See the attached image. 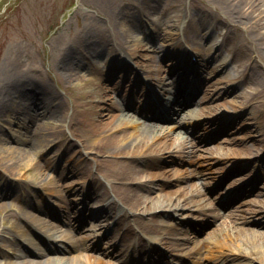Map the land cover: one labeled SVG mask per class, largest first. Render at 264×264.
<instances>
[{
	"label": "bare ground",
	"instance_id": "bare-ground-1",
	"mask_svg": "<svg viewBox=\"0 0 264 264\" xmlns=\"http://www.w3.org/2000/svg\"><path fill=\"white\" fill-rule=\"evenodd\" d=\"M109 1L112 2V0ZM230 2L231 17H233V15L236 16L234 14L235 11L241 15L242 22L248 30L247 38H250V40H247L252 43L255 55L254 53L250 54L248 48H243L242 52L244 54L246 53V61L241 64L243 70L235 73L228 72L217 78L214 89L223 83L224 80L227 82H239L245 78L247 80L254 79L260 86L258 96L264 97V29H260V27L257 26L259 24L261 28H264V0H230ZM153 7L154 6H152V8ZM114 10L108 4L103 8L102 11L107 16L109 25L107 26V32L100 35L97 39L98 45L94 47L93 50L88 46V50L82 48L75 52L73 46L68 44L63 51L60 67L62 75L65 76L64 78L68 81V84L75 87L74 96L68 104L65 102L62 95L54 90L52 92L50 87L46 84H42L37 88L33 86L30 92H27L22 85L21 77L23 73L28 74V71L18 66L13 68L11 74L6 76L5 82L0 88V92L4 93L1 95L3 97H0V104H2L0 105V118H3L8 111L7 108H3V98H7L10 101L9 106L12 108L11 111H15L16 114L14 120L18 119L19 123L23 122L28 132L26 137L22 138V143H26L29 148L21 147L20 149L22 152H26L28 149H36L39 146L49 143V139H47L42 130L45 126L50 128V125H53V123H51L52 121L49 122L50 120L41 122L39 119L48 116L55 120H66L72 136L67 135L65 130L59 127L60 125H53V130L50 129L53 131V137L61 143L63 142L66 148L74 149L78 152L79 154L77 153V155L83 157L85 161L84 164H87L91 168L95 165L96 169L99 171L98 173L102 174L104 177H110L111 183L109 185L104 179L99 177L96 171L93 175L105 195L114 193L121 199L122 203L129 207L130 212H128V215L132 219L137 220L144 229L156 231L158 234L160 233L157 239L161 240L170 248H173L176 244L173 238V235L175 236L173 229L177 227H172V231L163 232L159 230L161 224L159 218H156L153 213L149 216H143V213H151V211L155 210L154 208L161 207L170 208L176 212L182 210L183 207L190 202L193 203L196 201L193 197L196 191V183L194 181L188 182L185 185H181L180 190L169 189L162 195L151 194L155 189V184L152 182L140 184L139 182L141 173L145 171L140 163L147 164V161H152V159H156L157 156L166 155L167 157L164 156L158 161V164L164 165L166 160L171 161L169 159L170 156L165 153H171L173 150L175 152L177 147V149L180 150V157L183 156V160L185 157H188L187 159L193 163L196 162L200 156L205 155L196 154V151L198 152L201 148L192 146L193 144L189 145L188 137L180 139L178 133L172 132L177 127L176 125H162L160 127L159 124L157 125L154 122L139 123L135 115L131 116V114L126 112V105H128L127 99L124 98L120 101L116 100L111 92L112 88L103 86L102 82L98 83V79L101 80V78L104 77V68L97 65L94 62V58L104 55L106 57L104 60H109L108 72L121 71L125 74L130 72L128 71L130 68L133 69L131 64H137L162 87H165L167 83V76H165L163 72V70L166 71L167 68H162V64L167 63H164L165 58H163V56L168 49H174L182 45L180 40L187 41V43L190 42L201 60H210L209 55L213 53L211 59L216 61H213L214 66L217 68L222 67L223 72L227 69V65H225L227 59L225 58L222 60V58H219V51L217 48L214 49L216 42L214 46L210 47L205 45L203 41L201 42L196 39V36L191 35V32L194 30L201 34L202 29L199 28L200 23L206 25L205 18L203 15H200V13L196 14L197 20L190 13V24L186 32L183 31V36L175 31L176 28L174 26L164 31L162 26H159V22H154V26H146L149 35L154 38H149L152 42L134 41V43H130L129 37L132 36L133 31L138 29L139 25L136 26L134 23H129L130 28L122 26L123 30H118L114 36V34H112V29L114 28L117 31L116 27L122 25V20H119V15H124L123 10H118L117 12ZM144 11V9L143 11L141 9L137 10L134 6L130 20L133 22L134 19L136 22H138V20L142 22L147 21V19L144 18V16H146V12ZM147 11L151 13V8H147ZM253 13H257L254 24L246 19L250 18V15H253ZM180 18L181 15L178 14L176 20ZM143 24L145 27V22ZM235 24H240L239 19ZM119 31L121 33H119ZM226 38L227 36L224 35V39ZM162 40H166V42L160 45V41ZM93 43L94 42H92V44ZM170 44H173L174 47L170 48L168 46ZM147 46L152 47L153 54L142 52L144 47ZM213 50H215V52H213ZM173 51L171 54H173ZM120 59L124 61L123 64L119 67L114 66V64H119ZM86 65L90 67H83ZM204 65L208 67L207 63ZM84 68H90L96 71L98 79H94L86 87H80L78 80ZM125 69L127 70L126 72L123 71ZM20 86H22V89L19 88ZM13 89L18 90V94L20 92L22 96L19 97L17 95V98H14L16 96H12ZM224 93L226 94L228 91ZM204 96V99H211V102L215 100V96L212 97L210 94L208 95V91ZM239 98L240 102H236V98H232L231 100L228 99V102H230L229 105L233 107H236L239 103L249 105L251 108V117H254L256 122H258L259 131L264 130V112L259 113L257 105L253 103L252 96L247 93H241ZM17 103H22V105H20L21 111H17L19 110L15 107ZM214 106L215 105H212L210 108L213 107L214 110L217 109V107ZM176 107L177 112L175 114H180L184 109L181 104L179 107ZM173 110L174 109H171V111ZM189 110L190 109H187L188 112ZM129 116H131L132 119L129 118ZM237 121V126L241 127L245 122L243 118ZM35 123L39 125H35ZM33 124L34 126H38L39 129L35 130L34 128L33 130ZM1 130L0 128V132ZM250 135L253 134L251 130L248 129L244 137L245 140L237 141V147H235L234 150L231 149L230 146H224V148L219 146L218 149L214 147L212 149L210 148V153L208 152L210 156L208 155L205 157L212 158L211 156L214 152H220L222 153L220 154L222 158H227L232 155H243L245 151H253L260 145L255 139L251 141L248 140L253 139L247 138V136ZM77 143L78 145L80 143L82 147H79ZM197 143L202 144L200 141ZM83 147L94 150V157L90 159L89 156L85 155ZM7 152V149L0 148V160H7ZM218 160L219 159H215L214 161ZM209 161L214 162L213 159L208 160V164L204 165V163L198 161L197 165H194V167H186V172L181 178L187 181L189 177H201V175L208 174L207 170L212 163ZM15 165L16 163L12 161L9 167L13 168ZM37 166H40V164ZM44 166L40 169L41 172L43 170L45 172V168L48 165ZM32 168H35V166H32ZM147 173V178H151L152 180L159 178L161 175L169 179L174 176L170 170H163L160 172L147 170ZM65 175H67V173L64 170L59 172L57 176L52 177L53 183H60L61 178ZM36 176L38 180L32 179V184L43 180V178L37 174ZM79 176L80 172H76V177ZM80 180L82 181V179H76V183L80 182ZM156 181L157 180H155L154 183ZM25 182L29 184L28 180H25ZM11 185L12 181L0 179V193L3 192L1 191L3 188L11 187ZM53 185V189L51 190L55 191V189H57V184ZM71 185L72 184L68 186ZM57 191H59V189ZM189 193L190 195H188ZM187 195L190 196L188 200L186 197ZM256 195L257 196L252 199V204L256 207L253 206L250 208V206H247V211L254 212L264 208V190H258ZM6 197L7 196L0 195V235L6 232L5 225L8 224L11 240L8 243L2 244L0 247V257L3 256V258L6 259L0 262V264H116L107 258L109 254L107 251L102 255L92 253L82 258V250L86 247L89 248V245L86 244L87 236L82 233L74 235L68 232H61L57 224L52 222L53 219L48 217L51 214L48 206L37 203L33 201V198H30L24 202L19 201L17 204V211H13L11 204L5 199ZM87 197L93 198V195L91 196L87 193ZM60 198L62 200V207H68L67 200L63 197ZM185 199L187 203L183 201ZM94 200H96V204H99V197L94 198ZM110 203L112 206V202ZM115 203L116 202L113 204ZM235 211L240 210H232V214H236L235 217L225 219L223 224H220L213 230L212 233L216 232L215 239L209 248H211L212 252L215 249L222 250L223 253L232 251V255H235V258L232 259L235 264H247L251 259L259 261L256 263L251 262L252 264H264V231L257 229L259 224L256 221V224L247 223V225H244L243 223L249 221L250 218L247 215L234 213ZM232 214L230 215L233 216ZM68 215L70 214L68 213ZM81 215L83 216L82 213L80 216ZM97 215V212H92L89 217H97ZM237 216L240 217V220H238L239 218ZM53 217H55V215H53ZM259 217H261V223L264 224V211L259 213ZM103 220L104 219H102V221ZM239 221H241L240 224H238ZM119 226L120 225L117 227ZM254 226H257V228ZM107 228L109 229V226ZM129 231L132 232L131 229ZM57 234L62 235V238H57ZM128 235L129 233L124 234L125 237H128ZM112 238H114V236H110L109 239ZM21 239L26 243V246L22 247L19 245ZM114 245L115 243L112 244V246ZM192 248L194 251L201 250L198 244L194 245ZM5 249L11 252H7ZM11 255H14L15 259H11ZM241 257H249V260L245 261ZM215 262H217V259Z\"/></svg>",
	"mask_w": 264,
	"mask_h": 264
},
{
	"label": "rangeland",
	"instance_id": "rangeland-1",
	"mask_svg": "<svg viewBox=\"0 0 264 264\" xmlns=\"http://www.w3.org/2000/svg\"><path fill=\"white\" fill-rule=\"evenodd\" d=\"M107 4L110 5L113 10L115 8V12H117L118 10H123L124 12H122L124 14L123 16L119 15V20H122V25L116 27L117 31L114 28L112 29V34H114V36L116 35L115 33L118 32V30H123L122 26L130 28L129 23H134L136 26L139 25L138 29L133 31L132 36L129 37L130 43H134V41H143L147 43L151 41V39H154L153 36L151 37L149 35L147 30L148 26H154V22H159V26H162V29H164V31H167L174 26L176 28L175 31H177L179 35L183 36V31L186 32V29L190 24V13L194 18L197 17V13H200V15H203V17L205 18L204 20L206 25L200 23L199 28L202 29L201 34L200 32L194 30L191 32V35L196 36V39L201 42L203 41L209 45H214L213 43L215 41L221 42L220 45H216L219 48L221 57H228L229 59H232V62L226 69L227 72H230L231 70L239 71L243 69L241 64L246 61V53L244 54L242 52L243 48H248L249 53H254L255 55L252 43L250 41L248 42L247 40H250V38H247L248 30L242 22L241 15H239L235 11L234 14L236 16L233 15V17H231L230 0H112V2H110L109 0H0V88L6 80V76L11 74L13 68L19 66L22 67V69H24L25 71H28V74L23 73V76L21 77L22 85L27 92H30V89L33 88V86L37 88L42 84H46L50 87L52 92L54 90L62 95V97L65 99V102L68 104V102L71 101V98L74 96L75 87L68 84V81H66L64 78L65 76L62 75V70L60 67L63 51L68 44L73 46L75 52L81 50L82 48L88 50V46H90L91 50H93V48L98 45L97 39L100 35H103L105 32H107V26L109 25V22L107 20L108 18L102 11ZM134 6L137 10H145L144 12H146V16H144V18L147 19V21L143 20L145 22V27L143 24L144 22H142L141 20L137 19L138 22H136L135 19L134 22L130 20L133 14L132 10L134 9ZM152 6L154 7L152 8ZM147 8H151V13L147 11ZM178 14L181 15V18L176 20ZM256 18L257 13H253V15H250V18L246 19L250 20L251 23L254 24ZM238 19L240 23L239 25L235 24ZM141 25L143 28L141 27ZM257 26H259L260 29H264L261 28L259 24ZM119 33L121 32L119 31ZM224 35L227 36L226 39L223 38ZM92 42L94 43L92 44ZM165 42L166 40L160 41V45L164 44ZM168 46L170 48H173V44H170ZM192 48V44L188 42V44L184 43V46L182 48H177L176 51H184L186 54V51L188 53L190 50H192ZM173 50L174 49H168L166 54L163 56V58H165L164 63H167L169 60L174 59V57H171V55L169 54ZM142 52L149 54L154 53L151 46L144 47ZM104 59H106V57L104 55H100L94 58V62L100 67L105 68L108 65L109 60ZM122 62L124 61L120 59L119 63L122 64ZM205 63H203V66H205ZM131 65L133 69L130 68V70H134L135 68H137L141 70L142 74V69L138 67L139 65ZM114 66H117V64H114ZM83 67L90 66L86 65ZM170 67V65L162 64V68H167V70H163V72L167 74ZM204 68L206 71L205 73L206 75H209V78L205 79L203 83V90H209V88L211 87V90H213V88L215 87L214 81L218 77L222 76L224 72L218 71L216 73H212L211 71H213V69L215 68L214 62L209 63V67ZM208 72H211L212 74H208ZM117 73L113 77V81H116L115 83L119 81L117 80V78H119ZM97 76L98 75L96 74V71L90 68H84L82 70L80 79L78 80L79 86H88L94 79H98ZM136 79L139 80L140 76L136 77ZM101 82L103 86H108V88H113V86L116 85L113 82L106 81L105 77H102L101 80L98 79V83ZM211 83H213V85H211ZM220 85L224 86V83H221ZM19 88L22 89V86H20ZM238 90L251 95L253 101L257 103L262 109H264V97L258 96L260 86L254 79L246 80L240 83L239 87L237 88V92H239ZM12 92V96H16L14 98H17V95L19 97L22 96L20 92L18 94V90L16 89H13ZM111 92L113 96H116L113 89L111 90ZM3 94L4 93L0 92V97H3L1 96ZM236 102H240V99H236ZM3 103V108H7L8 111L3 116V118H0V128L2 129L0 132V148H5L8 150V152L6 157L7 160H0V179L10 180L12 181V185L11 187L3 188L1 190L3 192L0 193V195L8 194L5 199L9 201L11 207L13 208V211H17V205H15L14 202L18 200H24L28 197H33L38 202L45 201L49 203V205L53 208V210L57 212V214H61L60 216L63 221L61 220L60 222V228L63 231L66 229L70 230L69 228L73 229V225H71L70 222H72V219H74V210H76L77 207L82 208V204H80V201L78 203H75L76 200H74V204L72 206L68 208L62 207V200L60 197H63L64 199H70V197L73 198L75 196L74 187L77 185V187L81 188L78 183L71 182L74 178L83 179L85 182L84 185L86 187L89 185L91 186V189L96 188V185L92 180V175L95 171L97 173L99 171L96 169L95 165H93V168H91L87 164H84L85 161L83 160V157L81 155H77L78 152H76L74 149L66 148L63 142L61 143L53 137V131L50 130H53V125H60L59 127L63 128L67 135L72 136V133L70 134V128L67 121L63 119L55 120L52 117L47 116L43 118L41 116L42 120L39 119V121L44 122L50 120L49 122L52 121L51 123H53V125H50V128H47V126H45L42 130L44 131L47 139H49V143L39 146L36 149H28V151L22 152V150L20 149L21 147L29 148L26 143H22V138L26 137V134H28V132L26 131L23 122L19 123L18 119L14 120L16 114L15 111H11L12 108L9 106L10 101L7 98H3ZM214 104L218 106V109L220 107H223L224 109L230 107V102H228L227 99L221 94L217 95ZM20 105H22V103H17V105H15V107L19 109L17 111H21ZM239 109L240 108H238L237 110ZM125 110L127 111V109ZM196 111L203 112L204 110L198 109ZM207 111L209 113L213 112L211 110ZM244 117L245 124L242 127L236 128V123L229 122V128L232 131L228 128V131L222 134L221 139H224V143L218 146H214L216 149H218L221 145H226L230 146V148L234 150L235 147H237L234 141L241 140L240 138L248 132L249 128H252L253 131L257 130L256 123H252L250 113H245ZM129 118L132 117L129 116ZM215 124L216 123L213 122L209 126H213ZM35 125L39 124L35 123ZM32 127L33 130L34 128L35 130L39 129V127L34 126V124L32 125ZM78 146L82 147L80 143ZM83 152L85 155L89 156L90 159L94 157L95 154L94 150H92L91 148L83 147ZM254 153L257 152L254 151ZM243 154V157H246L247 159L254 157L253 152L251 153V151H245ZM261 155H264V151L257 156ZM54 157H59L63 159V161L65 160L71 164L68 172L70 175H68L67 177L65 175L60 180V183H53L52 177L58 175V173L60 172L58 171V168L62 163H58V161L55 160ZM234 158H231V160H235ZM95 159L97 160L96 156ZM158 159L159 157H157L152 163L153 167H150L148 164L140 163L145 169V171L141 173L142 183L150 182V178H147L148 176H146L148 175L147 170H151L152 172H160L166 167H174V156V161H172L173 165L165 166V164V167L162 165H158V161H160ZM202 160V162L205 161L204 159ZM12 161L16 163L13 168L9 167V164ZM38 164H40V166H37ZM44 165L48 166H46L45 172L44 170L41 172L40 169H42V166ZM32 166H35V168H32ZM145 166L148 169H146ZM184 167H181L182 170L184 169ZM174 168H176V170L181 169L178 167ZM211 168L213 169L214 167L212 166ZM74 169L79 170V177H76V175L72 174V170ZM36 174L43 178V180L32 184V179L38 180ZM98 175L108 184L111 183L110 177H104L100 173H98ZM25 180H28L29 184H27ZM197 182H199V180ZM53 184H57V189H55V191L51 190L53 189ZM70 184L72 185L68 186ZM178 186L179 185L173 184L170 188L175 189ZM58 189L59 191H57ZM163 192L164 191H162V189H160L159 187H155L154 191H152V194L162 195ZM112 195L113 194H111V197H113ZM99 197L101 199V202L105 201L102 204L108 202L104 200L105 195H103L101 192H99ZM201 201H206V199H202ZM90 202H92V200L89 201V204ZM86 206H88V204L86 205L85 203V209ZM93 207L96 209L99 206ZM252 207L253 206H250V208ZM64 208L66 209L67 214H72V217L68 218L63 215L64 212H66ZM107 211L111 213L109 208H107ZM187 211L188 210H184L183 212L186 213ZM77 225L78 221L76 222V226ZM84 225L87 227L96 228L91 233H93V235L96 233L97 235L93 236V238L92 236L90 237V243L96 242L102 235V231H99L98 228V220L92 221L90 219H87V222L85 221ZM113 230L114 228H112V231ZM5 231L6 232L0 235V247L2 246V244L8 243L11 240V233L10 229L8 228V224L5 225ZM86 231L88 232L89 230ZM138 242L140 243L141 241L139 240ZM107 245H109V243H107ZM5 250L7 252L10 251L8 249ZM93 250L94 249H91L90 251ZM95 250L98 251L99 249L95 248ZM88 253L89 251H84V253H81L83 255L82 258H85L84 256L88 255ZM10 257L11 259H15L14 255H11ZM4 260L6 259L3 258V256L0 257V262H3ZM252 260V263H256L258 261L256 259ZM232 262L233 261H230L229 264H232Z\"/></svg>",
	"mask_w": 264,
	"mask_h": 264
}]
</instances>
